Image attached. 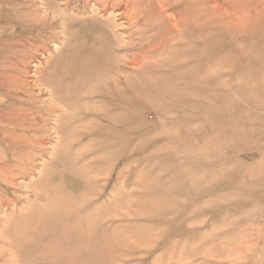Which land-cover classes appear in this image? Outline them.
Returning a JSON list of instances; mask_svg holds the SVG:
<instances>
[{"label": "rangeland", "instance_id": "1", "mask_svg": "<svg viewBox=\"0 0 264 264\" xmlns=\"http://www.w3.org/2000/svg\"><path fill=\"white\" fill-rule=\"evenodd\" d=\"M71 1L0 0V264H264V0H191L196 81L150 65L116 103L62 85L107 19Z\"/></svg>", "mask_w": 264, "mask_h": 264}, {"label": "bare ground", "instance_id": "2", "mask_svg": "<svg viewBox=\"0 0 264 264\" xmlns=\"http://www.w3.org/2000/svg\"><path fill=\"white\" fill-rule=\"evenodd\" d=\"M66 1L67 6L65 7L68 11L81 15L91 11L85 7H79L78 2ZM92 3L94 19L97 20L100 13L101 15L107 14V19L98 20V23L91 25L86 23L85 18L80 19V27L75 31L79 32L80 36L73 44H70L68 50L65 49L70 52L64 78L71 82L67 84L62 80V85L67 92H71L74 88L71 85H80L81 89L78 90L81 91L80 94H84L85 86L90 81H96L99 85L86 92L84 99L107 98L115 100L122 95L121 83L124 81L123 79H126L128 84L126 86L135 97L137 90L135 86L138 85L135 80L142 72H148L150 65L155 68L151 71L158 69L166 72L162 76L164 81L173 80L175 71H178L181 76L184 87L196 81L193 69H197L198 72V57L200 55V22L195 18L199 11L197 1L191 3V0H186L183 8L180 6L181 2L179 4L172 0H87L88 6ZM117 12L121 21L116 20L118 19ZM61 18L62 26H70L69 29H65L72 32V29L75 28L73 25L75 19L73 17L66 19L63 16ZM58 24L60 25V22ZM61 29L58 32H61ZM96 65L105 67L102 71L96 72L92 70V66ZM42 66L45 67V65ZM35 70L37 77L34 85L41 86L43 84L40 77L42 67L37 65ZM90 70L92 71L90 72ZM100 77L101 79H98ZM92 78H96V80H92ZM43 85L51 88L50 93L54 92V87L49 84ZM112 87H114V91L111 90ZM167 87L170 90H164L165 94L160 95L176 97L186 92L184 88H181V91L173 83ZM56 96L58 97L57 93ZM116 102H118V98L115 100ZM86 107L89 106L86 105L84 110ZM93 112L95 111L93 110Z\"/></svg>", "mask_w": 264, "mask_h": 264}]
</instances>
